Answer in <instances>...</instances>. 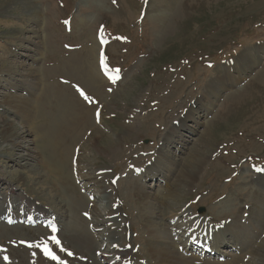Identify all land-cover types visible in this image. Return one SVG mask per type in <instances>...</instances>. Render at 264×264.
<instances>
[{
    "label": "rangeland",
    "instance_id": "obj_1",
    "mask_svg": "<svg viewBox=\"0 0 264 264\" xmlns=\"http://www.w3.org/2000/svg\"><path fill=\"white\" fill-rule=\"evenodd\" d=\"M62 53L66 68L51 65ZM96 62L104 78L91 75ZM114 69L119 78L109 91ZM11 83L38 117L35 136L24 140L3 137L10 130L3 117L24 123L3 103L15 95ZM77 85L98 99L96 119ZM189 107L192 117L176 125ZM75 145L81 186L69 158ZM42 159L68 180L47 175ZM150 163L151 171L137 174ZM256 167H264V0H0V215L8 203L56 215V236L73 255L49 247L65 264H111L105 256L112 247L135 264H154L149 227L179 246L185 239L173 235L167 217L183 209L216 227L226 217L238 221L236 230L250 224L245 258L234 264H264V172ZM100 170L110 175L104 187L93 179ZM156 194L165 197L162 205ZM12 227L0 224V253L29 264L18 242L51 233ZM230 246L222 248L223 261L206 264L237 255Z\"/></svg>",
    "mask_w": 264,
    "mask_h": 264
},
{
    "label": "bare ground",
    "instance_id": "obj_2",
    "mask_svg": "<svg viewBox=\"0 0 264 264\" xmlns=\"http://www.w3.org/2000/svg\"><path fill=\"white\" fill-rule=\"evenodd\" d=\"M248 56H250V54H248ZM16 60V59H15ZM97 61H98V50H97ZM106 64V62H104ZM96 65H97V71L95 72V70L92 68L91 69V75L92 76H95V77H98L99 78V70H98V62H96ZM106 68V67H105ZM107 69V68H106ZM32 70V69H31ZM41 73V72H39ZM35 74V73H33ZM81 75V74H80ZM101 75V74H100ZM27 76V75H26ZM91 76V77H92ZM102 76V75H101ZM109 76H111V71H109ZM95 77H94V81L95 80ZM103 77V76H102ZM90 78V77H89ZM104 78V77H103ZM105 81V80H104ZM91 83V82H90ZM109 83V81H108ZM112 83V82H111ZM10 84V83H9ZM12 87L9 86L8 89L11 90V93H15V95H11L10 98L11 100L9 101H6L4 100L3 103L4 105H6V108H8L10 110V113H12L14 115V117L16 116V119L17 117H21L23 119V122L24 123H21V124H15L13 123V120L8 116H5L2 118V120L5 122V123H8L10 124V129L8 133L4 134V138H13V139H21V140H24L25 137H27V135H33L35 136L34 132H33V128L36 124L34 119L36 117V112H35V107H34V103L32 101H29V100H25V99H22L20 97H18L16 93L17 89L15 88L16 86H13V84L11 83ZM46 86V85H45ZM75 86V85H74ZM40 88V87H39ZM55 90V89H54ZM85 90V89H83ZM86 91V90H85ZM87 92V91H86ZM37 93V91H36ZM88 93V92H87ZM91 94V93H90ZM92 95V94H91ZM76 96L87 106H94L96 107L97 103H88V102H85L83 100V98L79 95V93L76 91ZM75 96V97H76ZM93 96V95H92ZM73 97V96H72ZM94 97V96H93ZM70 98V97H69ZM97 98V97H96ZM95 99V98H94ZM52 100V99H51ZM47 101V100H46ZM59 101V100H58ZM66 102V101H65ZM99 102V101H98ZM3 106V105H2ZM60 106V105H59ZM58 106V108H59ZM65 106V104H64ZM48 107V106H47ZM55 107V106H54ZM63 107V106H62ZM69 107V106H68ZM94 107V108H95ZM6 108H3V109H6ZM71 108V107H70ZM38 109V108H37ZM63 109V108H62ZM58 111V110H57ZM52 112V111H51ZM74 112V111H73ZM4 113H9L7 111L4 110ZM39 113V111H38ZM41 113V112H40ZM82 114V113H81ZM92 114H93V110H92ZM192 114H193V108L192 107H189L188 109V113L183 115L182 118H180L179 120V123H178V126H184V121L186 119H189L190 117H192ZM39 115V114H38ZM12 116V115H11ZM54 116V115H53ZM74 117V116H73ZM72 117V118H73ZM20 118V119H21ZM27 120H25V119ZM38 118V117H36ZM94 119H96L94 117ZM41 120V119H40ZM83 120V119H82ZM15 121V120H14ZM55 120H53L54 122ZM62 121V120H60ZM71 121V120H70ZM11 122V123H9ZM68 122V121H67ZM4 123V124H5ZM44 123V122H43ZM61 123V122H60ZM45 124V123H44ZM59 124V123H58ZM57 124V125H58ZM40 125V124H39ZM63 125V124H62ZM56 126V125H55ZM54 126V127H55ZM33 127V128H32ZM72 127V126H71ZM43 129V128H42ZM69 129V128H68ZM72 129V128H71ZM70 129V130H71ZM41 130V129H40ZM69 130V131H70ZM44 131V130H43ZM49 132V131H48ZM53 132V131H52ZM41 133V132H40ZM59 133V132H58ZM77 133H80V132H77ZM42 134V133H41ZM44 134V132H43ZM66 134V133H65ZM71 134V133H70ZM64 135V134H63ZM32 136V137H33ZM39 132L36 134V137H39ZM52 136V135H51ZM68 136V135H66ZM43 137V136H42ZM46 138V137H45ZM49 139H51L49 137ZM61 139V138H59ZM6 140V139H5ZM36 140V138L34 137V139L30 140L31 144L33 143L34 144V141ZM76 140L75 137L73 139V141ZM8 141V140H7ZM27 141V139L25 140V142ZM55 141V140H54ZM61 141V140H60ZM29 142V140H28ZM59 142V141H58ZM21 143V142H20ZM45 144V143H44ZM50 144V143H49ZM69 144V143H68ZM60 145V144H59ZM47 146V145H45ZM20 147V146H19ZM57 147V146H56ZM55 147V148H56ZM65 147V146H63ZM26 149H28L29 151H31V146H28L26 147ZM61 150V149H60ZM63 150V149H62ZM69 150V149H68ZM73 150H77V152L79 153V146L78 145H75V148L73 149V146L71 147L70 149V159L74 160L77 164V159H78V154H75ZM37 151V150H36ZM33 152H35V150H33ZM61 160L60 162L62 163V161H66V158H67V153L66 152H61ZM34 155V154H33ZM37 156V155H36ZM35 157V155H34ZM40 161V160H39ZM55 161V160H54ZM70 161V160H69ZM174 161V160H173ZM53 162V161H52ZM57 164V163H56ZM70 164V163H69ZM39 165H41V169L44 170L47 175H52L56 178H60L63 180V182L67 181V174L65 175V173L62 171V169H59V167H56L55 163H49L46 159H42L40 162H39ZM72 166V165H71ZM72 169L73 166H72ZM151 171V168L148 166L144 169V173L147 172V171ZM99 172V176L98 174L95 175V172H94V177L93 179H95V183L98 184V185H101L102 187L106 186V181H109V178H110V175L105 172V171H98ZM140 172V171H139ZM45 173V174H46ZM52 179V178H51ZM168 179H166V182H165V186H168ZM108 184V183H107ZM142 195H145V196H148L149 197V194L147 193H142ZM103 197L104 199H107L108 196L104 195L103 194ZM165 197L161 196L160 194H156L154 195V199H156L158 202L160 201V204L162 205L164 203V199ZM255 204V203H254ZM112 206V204H111ZM110 206V210H112ZM6 209L3 208L2 210V214L0 215V221L2 223V219L5 218L6 221L10 220L11 217H9L8 215L9 214H12L13 218H15V216H17V213H14V212H18L19 210H21L24 214H21V216L23 217L25 214L28 213L29 210H27L26 208H20V209H16V207H14L13 204H10L8 203L5 207ZM259 210V209H257ZM107 211V210H106ZM117 211H115L114 213H116ZM260 212V211H259ZM258 212V213H259ZM92 214V211L90 212ZM182 215H186V218L190 216L189 213H187L185 210L181 212ZM89 214V213H88ZM85 215V213L81 214L83 215V217L85 218V216L87 218H90L89 215ZM182 215H178V213L176 211H172V213H170L167 217V219L171 220V221H176L177 219V216H182ZM41 216V215H40ZM28 218V222H33V220L30 219V217H27ZM78 221V220H77ZM49 222L51 223V225H49V228L51 229V226L52 225H55V224H52L53 223V219L52 218H49ZM75 223V219L73 221ZM79 222V221H78ZM233 224H224L223 226L220 225V227L217 228V230L214 229V227H210V224L209 223H206L205 220L203 219H198V218H193L192 220H190L188 226L191 227V230L189 232H187L188 234V239L190 240V243H199L201 242V240L203 239L204 241L202 243H206L207 241H211V245L208 244V247L212 246L214 249L213 250H216L218 252H224L222 250V248L228 246L229 244H231L233 247L235 246V248L238 250L239 249V252L237 254L239 255H234L232 257H230L231 259L228 260V261H225L223 263H219V262H215L213 261V264H234L235 260H237L239 257H243L245 256V254L242 256L240 254V251L241 250H244L245 247H246V242L248 239L251 238V234L249 233L251 231V229H253V227L250 225V224H247L246 227L245 226H240V229L239 230H236L235 227L236 226H239L238 225V221L236 219L233 220ZM207 227V228H204L205 229V232L201 233V230L203 229V227ZM15 228H21V226H13L12 228L10 229H15ZM119 228V227H118ZM156 228V227H155ZM154 228V226L151 228L149 227V234L151 235L152 239L150 240L149 242V250L151 252V254L153 255L154 259H155V263L154 264H194L192 263V260L189 258H184L181 254H179V248H177V245L176 247H173L172 246V243H166V239H165V236L162 235V231H157L156 229ZM179 228V226L177 227ZM189 228V227H188ZM25 230H29L27 228H24ZM37 230H39V227H37ZM194 233V234H193ZM51 235H55L54 233H52ZM50 236H48L47 238H43V240L47 239L49 241V244L48 246L50 245ZM198 235V236H197ZM204 235V236H203ZM208 236V238H206ZM229 236V237H227ZM263 236V235H261ZM23 244L25 245V247L22 249L25 251V253L27 254L28 256V262L29 264H42V261L45 259V258H48L46 257L44 254H43V251H42V248H30L29 247V244H34L32 242H27V241H23ZM38 244V243H36ZM181 244V243H180ZM230 246V247H232ZM237 246V247H236ZM181 249H185V245H183L181 247ZM221 249V250H220ZM114 251V254H117V251L113 248L111 250V252L113 253ZM178 251V252H177ZM4 254H0V264H16V261L13 260V257H12V260H7L5 261L4 260ZM33 256V257H32ZM37 256H40L41 259L40 261H36V257ZM120 257H122V254H120ZM191 257V256H190ZM193 257V256H192ZM245 258V257H244ZM15 259V257H14ZM16 260V259H15ZM23 260V259H21ZM121 260V258H120ZM193 260H198V258H194ZM195 262V261H194ZM206 262L208 261H203V262H198V263H195V264H206ZM243 264V263H242ZM244 264H250L248 261Z\"/></svg>",
    "mask_w": 264,
    "mask_h": 264
},
{
    "label": "snow or ice",
    "instance_id": "obj_3",
    "mask_svg": "<svg viewBox=\"0 0 264 264\" xmlns=\"http://www.w3.org/2000/svg\"><path fill=\"white\" fill-rule=\"evenodd\" d=\"M116 0H113V3H115ZM101 64L104 65V60L101 59ZM105 67H107L105 65ZM117 75L116 76H109V79H111L113 82L116 81V79H118V73H119V69H114L113 70ZM76 91L79 93V95L83 98V100L85 102L88 103H98V101H96L93 97L89 96L82 88H80L78 85L76 86ZM109 91H111V89H109ZM97 116L99 117V112H97ZM85 215H87V213H85ZM52 232L55 233L56 232V228L53 227L52 228ZM50 241L51 244L54 246L59 247V251L60 252H66L68 256H72L73 253L70 251H67L66 248H64L63 246H61V241L55 236V235H51L50 237ZM49 241L47 239L45 240H41L38 244L34 243V244H29L30 248H42L43 254L48 257L50 260L52 261H56L57 264H65V261L53 250L52 247L48 246ZM9 258L8 256H4V260L7 261Z\"/></svg>",
    "mask_w": 264,
    "mask_h": 264
}]
</instances>
